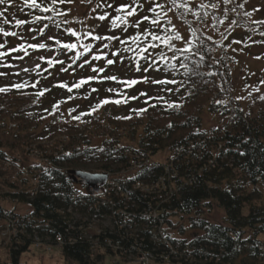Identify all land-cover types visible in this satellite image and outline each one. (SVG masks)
I'll list each match as a JSON object with an SVG mask.
<instances>
[{
    "label": "trees",
    "instance_id": "1",
    "mask_svg": "<svg viewBox=\"0 0 264 264\" xmlns=\"http://www.w3.org/2000/svg\"><path fill=\"white\" fill-rule=\"evenodd\" d=\"M79 1L58 2L55 8L64 13L61 16L25 6L23 0H5L0 4L3 13L0 28L18 33L15 37L0 34V44L5 45L0 51L7 52L20 44L47 45L44 49L28 47L27 56L20 51L0 58V65H13L0 67V72L6 73L0 76V88L10 89L0 92V167L7 163L22 164L30 155L40 159L39 165L29 167L30 175L22 178L21 189L16 190L10 184L7 192L10 200L28 205L30 211L21 214L0 205V230H9L5 235L0 233L8 241L4 263L34 264L28 260L33 247L53 246L60 248L62 264H104L108 256L115 259L118 255L144 251L153 252L160 259L161 255L170 253V247L163 241L167 237L173 244H180L179 257L174 258L176 254L169 257L168 264H264L261 238L264 235V99H261L264 91L255 88L251 92L235 93L233 76L241 52L254 44L264 46V23H257L264 21V15L259 14V9H264V0H232L227 4L224 0H203L205 4L219 3L220 7L208 9L209 15L203 22L189 14L186 19L192 22L190 25L181 21L175 10L170 12L172 23H181L193 40L192 51L183 55L175 52L177 59L168 61L175 67L158 60L157 67L148 71H144L148 62L137 55L140 49L125 52L120 40L136 34L132 23L152 15L148 11L152 7L150 0H140L143 10L138 8V15L129 18L127 32L123 31V25L112 27L111 21L117 15L115 8L131 4L132 0H93L92 15L97 18L109 13L110 26L108 33L83 34L85 39L68 32V29L76 31L75 27L84 23L83 17L74 13ZM38 2L44 6L51 4V0ZM160 2L167 5V0ZM199 2L196 0L192 6L195 8ZM108 4L112 7H107ZM241 4L243 8L238 6ZM245 12L251 16H245ZM43 16H52V20L35 19ZM17 20L27 23L18 25ZM219 20L224 22L216 23ZM161 23L166 24V20ZM45 24L48 27L41 34L39 29ZM145 29L153 30L148 21L138 31ZM190 29L196 30L198 38L192 37ZM155 31L161 32L158 28ZM95 35L120 37L109 54L110 57L120 50V56L111 57L122 69L120 72L110 70L106 59L105 62L93 59L98 54ZM208 36L212 39L208 40ZM57 40L77 43V48L69 51L58 45ZM174 43L178 48L184 47L182 39ZM86 44L92 45L91 51L75 59ZM149 51H163L169 58L174 54V50L163 45ZM34 52L44 56L50 52V55L43 62L39 59L42 66L29 77L12 76L18 63ZM105 53L108 55V51ZM21 56L24 58H17ZM49 59L63 63L50 66ZM85 60L91 63L81 68L79 65ZM136 60L140 62V71L136 70ZM93 66L105 71L94 72ZM62 68L68 71H61ZM69 71L75 73L70 81L66 76ZM90 76L100 79L72 88L71 92L57 86L67 83L72 87ZM108 76L117 79H103ZM144 77L148 78L147 82H143ZM164 79L177 83L153 82ZM133 80L140 82L131 87L120 83ZM25 81L28 87H11ZM93 88L98 91L92 92ZM43 89L49 91L37 95ZM124 96L139 98L129 99L126 104L108 103L82 115L101 100ZM169 104L179 106L169 107ZM140 109L146 110L134 111ZM205 109L220 118L209 129L203 128ZM76 116L80 119H74ZM97 139H102L100 145L94 143ZM161 152H169L166 161H152ZM72 170L118 174L126 179V184L119 192L107 195L103 205L90 193L76 196L79 184L74 182ZM136 182L142 186L135 189ZM120 193L126 196H117ZM215 208L224 211L223 221L211 219ZM93 219L109 220L112 224L105 227L101 224L97 251L86 237ZM161 223L164 226L160 229ZM186 230H190L189 236L174 237V231L185 234ZM106 239L112 241L110 245ZM2 247L0 242V264Z\"/></svg>",
    "mask_w": 264,
    "mask_h": 264
},
{
    "label": "snow or ice",
    "instance_id": "2",
    "mask_svg": "<svg viewBox=\"0 0 264 264\" xmlns=\"http://www.w3.org/2000/svg\"><path fill=\"white\" fill-rule=\"evenodd\" d=\"M24 5L25 6H30L33 9H39L40 11L44 12V13H48V12H52L54 13L56 16H61L64 15V13H61L60 11H58L55 8V5L59 2V3H65V2H71V0H51V4L49 6H44L42 3H39L38 0H23ZM152 7H150L148 9V11L152 14L151 16L149 15H145L143 17H141L139 20H136L134 23L131 24V27L137 29V32L135 35L133 36H129L127 37L125 40H120V37L118 36H101V35H95L93 38L96 40H120V43L122 45H125V47L123 48V51L125 52H136V49L139 48L140 52L137 53V55L140 57V59L145 60L148 62L147 67L144 68V71H148L149 68H156L157 67V63L158 60L159 61H164L166 64H168V61L171 60H176L177 57L175 56V52H179L182 55L186 52H191L192 51V46H193V40H186L184 41V47L183 48H178L176 47V44L174 43V41H178L183 39V37L181 36V34L176 30L175 25L172 23L171 18L168 16V14L170 12H173L175 10L176 13H178V17L181 21H183L186 24H191V21H188L186 19V17L191 14L194 19L198 22H203V19L205 17H207L209 15V11L208 9H217L220 7L219 3H211V4H205L203 2V0H200L199 3L196 4V7L194 8L192 5L194 3H196V0H167V5H171V7H168L165 3H161L160 0H150ZM232 0H224V3H231ZM5 3V0H0V4ZM98 6H105V5H98ZM107 7L111 8L112 5L108 4L106 5ZM239 7L243 8V4L238 5ZM138 8L140 10H143V4L140 3V0H132L131 4H124V5H120L119 7L115 8V11L117 13L116 16H114L112 18L111 21V26L112 27H119L121 25H123V31L127 32L128 27L130 26L129 24V18L130 17H134L138 15ZM233 11H235V9H233ZM202 13V15H201ZM3 13H0V16H2ZM109 13H105L104 15L98 16L97 18L101 21L105 20L108 17ZM245 16H251V13L249 12H245L244 13ZM36 20H52V16H43V17H35ZM215 20V17L213 18ZM162 20H166V24H162L161 21ZM148 21L149 25L151 26V28L153 30H148L145 29L144 32H139V28L140 25L145 22ZM224 21L223 20H219L216 21V23H220L222 24ZM5 23H8L7 20H5ZM16 23L18 25H23L25 23H27V21L24 20H17ZM64 23H67V21H64ZM234 23V22H233ZM257 23H264V21H258ZM171 27H168V26ZM59 26V25H58ZM215 25H213L214 27ZM48 25L45 24L44 28L39 29L40 33L43 34V31L45 28H47ZM160 29L161 32H157L155 31V29ZM191 31V35L193 38H198L197 37V32L195 29H190ZM68 32L72 35V36H77L79 35L74 29H68ZM0 34H2L3 36L7 37V36H17L18 33L16 32H8L5 31L3 28H0ZM87 35L89 36H93L92 33H88ZM223 35V34H222ZM226 39V37H224ZM50 39H55L54 37H50ZM208 40H211L212 37L208 36L207 37ZM131 41V44H129L128 42ZM236 43H239V41H235ZM56 43L58 45H61L62 48L67 49L69 51L76 49L77 48V43H62L61 41L57 40ZM201 43H203V41L201 40ZM133 45L135 47H133ZM161 45H163L164 47L168 48L170 51L174 50V54L172 57H167V55L163 52H152L149 51V49L155 50L157 48H160ZM5 47L4 44H0V49H3ZM30 47L32 49H44L47 47L46 44L44 43H40V44H31L28 45L27 47H25L24 44H20L19 46H17L16 48H11L9 49L7 52L4 51H0V58H4L7 57L8 55H10V53L12 52H20L23 51L24 52V56L29 55L27 48ZM104 48H108L109 45L107 43H105L103 45ZM92 49V45L91 44H86L83 45V51H78L76 53V57L75 59H79L81 56L84 55V53L91 51ZM146 53V55H145ZM113 56H120V50L117 49L116 52L112 53ZM18 59H23L24 57H17ZM106 59V63L108 65H112L115 63V61L113 59H107V53H100V54H94L93 55V59L95 60H100V59ZM41 59H44V57H41ZM133 59H136V57L134 56ZM201 59H203V57H201ZM121 61H123V57H121ZM48 64L50 66H52L54 63H63L62 61H54L52 59H49ZM91 62L88 60H85L82 64H80L79 66L81 68L84 67V64H90ZM169 67H175V64H168ZM183 66V65H182ZM0 67H13V65L10 64H3L0 65ZM37 68H39V65L36 66ZM136 70L140 71V62L139 60H136ZM24 71H28V69H24ZM61 71H68L67 68H62ZM92 71L94 72H104L105 69L104 68H96L95 66L92 67ZM16 75H19V73H15ZM6 75V73L4 72H0V76ZM94 79H100L99 77H87L86 79H81L80 81H78L77 83H75L74 85H72V87H69L67 85V83H61L59 85H57L58 87H63V88H67V90L69 92L72 91V88H80L83 85H85L86 83H89L91 80ZM103 79H111V80H116L117 77L115 76H108V77H104ZM147 77L143 78V82H147ZM140 81H120L121 84H124L126 87H131L133 85H135L136 83H139ZM154 83H159V84H169V83H177L175 80H159V81H153ZM36 83H39V81H37ZM28 82L25 81L23 83H17V84H13L11 87L12 88H16V89H22L25 87H28ZM32 87H36V84H32ZM10 89L5 87V88H0V92H6L9 91ZM49 91V89H43L42 91L38 92L37 95H43L44 92ZM92 92L98 91L97 89L93 88L91 90ZM108 91H115L114 89H108ZM169 91H171V89H169ZM90 94V93H89ZM140 95H147L146 93H141ZM139 97H127L124 96L121 99H115V100H110V99H104L101 100L97 105H95L89 113H82V115H88L91 114L92 112H95L98 108L102 107L105 104L108 103H115V104H121V103H128L129 99H138ZM70 99H74V97H70ZM159 99L163 100V97H159ZM261 99H264V97H261ZM169 107H178L179 105H174V104H169ZM55 108H58L59 105H55ZM146 109H140V110H134V111H138V112H142L145 111ZM71 111H75V109H72ZM120 118V117H118ZM124 119H130L131 117H123ZM74 119H80V116H76L74 117Z\"/></svg>",
    "mask_w": 264,
    "mask_h": 264
},
{
    "label": "rangeland",
    "instance_id": "3",
    "mask_svg": "<svg viewBox=\"0 0 264 264\" xmlns=\"http://www.w3.org/2000/svg\"><path fill=\"white\" fill-rule=\"evenodd\" d=\"M258 1V0H256ZM93 0H80L78 3L75 4L74 13L77 17H83L84 23L80 26L75 27L78 36H83L84 39L86 38L84 35L88 33L97 32L98 34L108 33L107 28L110 26V21L108 18L101 21L95 16L92 15ZM91 4V5H90ZM262 7V6H260ZM264 8V7H263ZM264 15V9L260 11L259 14ZM257 19L256 17L253 18V21ZM174 21V20H173ZM175 22V21H174ZM175 26L177 30H179L183 36L182 44L184 45V41L190 40L189 34L186 28L179 22H175ZM92 31V32H91ZM84 34V35H83ZM107 43L109 45L108 48H104L103 45ZM95 50L100 53H105L108 51L107 59H111L112 47L116 44L115 40H98L94 42ZM94 50V51H95ZM242 56L240 57V61L237 66H235L233 76H234V91L235 93H244L245 91H252V89L258 88L261 91H264V46L254 44L246 51L241 52ZM50 52H47L46 55L40 52H34L31 54L29 58L23 59L19 62L17 69L14 70V77H29L32 73L35 72L37 69V65L42 66V62L39 60L41 57L48 58ZM100 62H105V59H100ZM106 65H108L105 62ZM24 69H28V71H24ZM110 70L121 71L122 69L117 67L115 64L109 65ZM124 71V69H123ZM15 73H19L16 75ZM74 72L69 71L67 73V78L70 81L71 78L74 76ZM67 80V81H68ZM258 86V87H257ZM244 89V90H243ZM219 116L216 114L211 113L207 109L203 112V128L209 129L211 126H214L219 123ZM65 139V137H64ZM95 144L100 145L102 143V139H97L94 142ZM33 154V153H32ZM169 156V152H161L158 153L156 156L152 158V161H166V158ZM40 164V159L34 155H30L29 159L22 164L16 165L12 163H7V165L0 167L1 171L3 172L0 174V205L4 206L6 209H14L16 212L21 214H27L30 211V207L24 203L12 201L7 197V192L10 190V184L16 186V190L21 189L22 185V178L28 177L30 174L28 171L30 168L36 167ZM30 167V168H29ZM113 178V176H112ZM81 187L84 188L83 184H79ZM15 190V189H12ZM211 219L214 221H223L224 219V211L220 208H215L211 214ZM176 220V219H175ZM1 222L0 221V229H1ZM8 231L0 230L1 234H5ZM190 230H186L185 234L180 233L179 231H174V237H182V236H189ZM264 239V235L261 236ZM0 242L2 244V262L1 264H6L7 262L6 257V250H7V240L0 236ZM30 257L27 259L32 263L36 264H62L63 256L60 252V248L58 246H53L50 249H43V248H34L30 254ZM104 264H137V263H124L119 262L115 263L114 259L110 256L107 257Z\"/></svg>",
    "mask_w": 264,
    "mask_h": 264
},
{
    "label": "water",
    "instance_id": "4",
    "mask_svg": "<svg viewBox=\"0 0 264 264\" xmlns=\"http://www.w3.org/2000/svg\"><path fill=\"white\" fill-rule=\"evenodd\" d=\"M71 173L75 176V180H77V177H79V179L85 181L89 187H95L98 184L105 182L108 178L107 174L92 173L83 170H72Z\"/></svg>",
    "mask_w": 264,
    "mask_h": 264
},
{
    "label": "built area",
    "instance_id": "5",
    "mask_svg": "<svg viewBox=\"0 0 264 264\" xmlns=\"http://www.w3.org/2000/svg\"><path fill=\"white\" fill-rule=\"evenodd\" d=\"M59 240H61V239L59 238ZM170 255H171V253H168L166 255V257L168 258ZM153 257H154V254L152 252L144 251V252L141 253L140 260H141L142 263L148 264Z\"/></svg>",
    "mask_w": 264,
    "mask_h": 264
}]
</instances>
